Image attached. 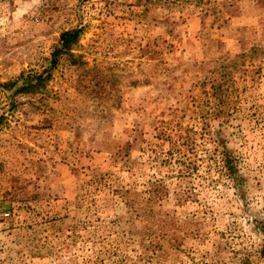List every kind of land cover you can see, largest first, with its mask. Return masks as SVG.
<instances>
[{"label":"rangeland","instance_id":"374dc122","mask_svg":"<svg viewBox=\"0 0 264 264\" xmlns=\"http://www.w3.org/2000/svg\"><path fill=\"white\" fill-rule=\"evenodd\" d=\"M0 264H264V0H0Z\"/></svg>","mask_w":264,"mask_h":264},{"label":"trees","instance_id":"16d2710c","mask_svg":"<svg viewBox=\"0 0 264 264\" xmlns=\"http://www.w3.org/2000/svg\"><path fill=\"white\" fill-rule=\"evenodd\" d=\"M82 29L77 28L68 30L62 33L60 38V44L55 48L52 59L50 61V67L45 68L42 72H30L28 74H22L14 81L6 84L9 88L17 87V92L31 93L36 92L46 85V82L51 78L52 69L58 64L60 57L64 54H68L75 58L73 48L80 40ZM224 165L228 173L233 172V166L229 154L224 155Z\"/></svg>","mask_w":264,"mask_h":264}]
</instances>
